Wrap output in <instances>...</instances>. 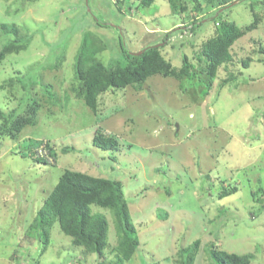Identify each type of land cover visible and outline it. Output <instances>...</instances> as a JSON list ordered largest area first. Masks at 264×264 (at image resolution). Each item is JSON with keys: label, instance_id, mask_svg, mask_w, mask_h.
<instances>
[{"label": "rangeland", "instance_id": "obj_1", "mask_svg": "<svg viewBox=\"0 0 264 264\" xmlns=\"http://www.w3.org/2000/svg\"><path fill=\"white\" fill-rule=\"evenodd\" d=\"M221 7L219 0H155L149 6L139 0H0V22L17 23L31 36L26 49L0 62V124L11 127L25 113L26 90L17 77L30 84L26 98L41 103L34 123L0 137V264H117L107 209L91 205L109 222L101 256L73 245L57 221L47 243L32 228L65 168L121 182L138 236L137 249L122 264H179V249L195 240L192 264H213L210 243L264 264V0ZM252 8L255 28L232 43V60L213 77L195 67L181 79L154 74L139 89L100 94L95 112L72 89L85 40H99L95 55L109 66L125 51L161 44L165 31L195 18L194 32L185 28L170 37L179 49L163 48L178 65L182 50L194 54L190 34L198 40L214 30L218 9V20L241 26L253 19ZM96 129L115 136L118 146L94 145ZM65 147L74 152L63 153ZM231 186L236 189L221 195Z\"/></svg>", "mask_w": 264, "mask_h": 264}, {"label": "trees", "instance_id": "obj_2", "mask_svg": "<svg viewBox=\"0 0 264 264\" xmlns=\"http://www.w3.org/2000/svg\"><path fill=\"white\" fill-rule=\"evenodd\" d=\"M155 0H139L141 6H149ZM234 0H219L221 7L231 4ZM196 9L199 8L197 3ZM253 7V5H251ZM213 8L212 2L208 1L207 9ZM221 9H218L212 19H215V28L208 35L196 39L189 35V43L192 45L193 56H188L185 52L179 55L180 63H174L165 57L164 46L172 45L179 49L176 44L178 40H172V34L183 32L185 28L192 32L197 28L195 18L189 20L183 26H174L172 29L164 32L162 43H151L145 45L137 53L124 52L121 57L115 59V62L105 66L102 61L96 57L101 46L96 39L84 41L81 47L80 57L77 54L74 63V77L76 84L72 89L75 95L84 100V103L93 112L98 107V97L108 90L132 86L139 89L143 82L154 74H161L177 79L183 78L192 72L195 67L201 72L210 76L217 74L218 68L232 60L229 51L232 43L247 32L253 30L258 21V13L251 9L253 19L245 25H237L233 21L218 20ZM20 25L14 22H0V40L6 38V41L0 44V62L9 54L18 53L27 48L31 36L26 34ZM87 39V38H86ZM180 51V50H179ZM59 59L58 57L56 60ZM244 60V65H247ZM52 59L48 62L52 63ZM56 68V64H52ZM194 73V72H193ZM42 82L39 75L36 76ZM27 78L17 77L26 93L22 101L26 103L24 114L18 115L11 122V127L0 124V137L5 135L12 136L13 131H19L21 126L26 123H34L36 112L41 107L39 99L29 100L26 98L30 87ZM8 82H13L9 80ZM35 84V83H34ZM2 87H4L2 85ZM0 117H3L0 112ZM42 140L38 142V146ZM92 143L101 149H115L118 145L117 138L112 135H104L100 129H96L92 138ZM48 153L54 156L55 153L48 141L46 144ZM63 153L74 152L72 147L62 149ZM36 160L48 162L44 157H36ZM236 186L230 188L222 187L221 195H227L233 192ZM91 205L107 209L112 216V222L116 235V253L114 261L122 264L130 260L133 252L137 249L138 236L135 224L132 221L129 211L128 200L125 197L122 184L119 180L107 178L104 176L92 175L86 172L65 168L59 176L54 187L43 200V203L36 211L32 219L31 226L40 229L45 243L48 241L49 231L52 224L57 221L60 229L71 237V242L85 253H95L101 256L104 249L108 246L109 222L106 216L99 211H92ZM161 212V213H160ZM160 217H167L165 211H159ZM198 240L178 251L182 260L179 264H192L197 252ZM208 254L213 264H253L250 253L227 252L216 243H210ZM83 264V263H81Z\"/></svg>", "mask_w": 264, "mask_h": 264}, {"label": "water", "instance_id": "obj_3", "mask_svg": "<svg viewBox=\"0 0 264 264\" xmlns=\"http://www.w3.org/2000/svg\"><path fill=\"white\" fill-rule=\"evenodd\" d=\"M138 52V51H137ZM137 52H135V53H137Z\"/></svg>", "mask_w": 264, "mask_h": 264}]
</instances>
